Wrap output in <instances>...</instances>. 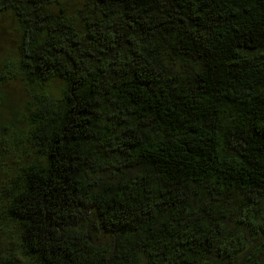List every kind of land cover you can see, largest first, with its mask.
<instances>
[{"label": "trees", "instance_id": "trees-1", "mask_svg": "<svg viewBox=\"0 0 264 264\" xmlns=\"http://www.w3.org/2000/svg\"><path fill=\"white\" fill-rule=\"evenodd\" d=\"M5 15L0 264H264V0Z\"/></svg>", "mask_w": 264, "mask_h": 264}, {"label": "rangeland", "instance_id": "rangeland-1", "mask_svg": "<svg viewBox=\"0 0 264 264\" xmlns=\"http://www.w3.org/2000/svg\"><path fill=\"white\" fill-rule=\"evenodd\" d=\"M55 5L59 8L64 5L68 12L72 15L83 7L85 0H54ZM0 28V63L6 58H9L15 50L20 40V32L15 18L10 16H3ZM8 99L16 106L24 97V88L18 82H13L6 87Z\"/></svg>", "mask_w": 264, "mask_h": 264}]
</instances>
